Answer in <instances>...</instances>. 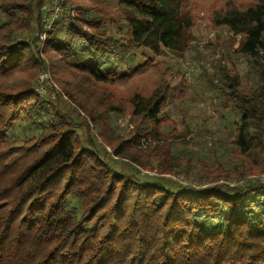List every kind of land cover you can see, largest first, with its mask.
<instances>
[{
    "label": "trees",
    "instance_id": "obj_1",
    "mask_svg": "<svg viewBox=\"0 0 264 264\" xmlns=\"http://www.w3.org/2000/svg\"><path fill=\"white\" fill-rule=\"evenodd\" d=\"M49 2L0 0V264H264V0H63L46 31ZM199 22L248 65V92L222 59L208 77L236 117L212 164L163 130L187 85L165 52Z\"/></svg>",
    "mask_w": 264,
    "mask_h": 264
},
{
    "label": "rangeland",
    "instance_id": "obj_2",
    "mask_svg": "<svg viewBox=\"0 0 264 264\" xmlns=\"http://www.w3.org/2000/svg\"><path fill=\"white\" fill-rule=\"evenodd\" d=\"M194 35L196 42L182 56H177L169 51L165 52L164 59L175 71H179L175 74V80H178L179 76L183 74L187 85L182 100H173L169 103L170 116L174 120V125L165 127L163 130L170 131L175 128L178 133H183L181 134L183 137L175 142L174 148H178L181 152L191 149L194 161L197 157H201L212 164L215 163L214 160L226 161L228 159L225 149L233 138L232 121L236 120V117L229 110L224 114L220 108L221 105L217 104L218 98L220 100L222 95L218 94L216 88L210 86L208 77L215 74L217 62L222 59L221 61L227 63L229 68L235 66L241 75L244 87L246 81L244 76L248 65L244 57L232 55L236 42H232L230 34L226 30L221 29L215 33L205 29L199 22L194 29ZM153 47H155V55L149 49H145L143 53L150 57H157L160 48H156V43H153ZM139 50L141 49L129 48V51L137 52L131 62L128 61V65L126 63L127 67L120 58L111 59L105 66L114 70L117 75L125 73L143 61ZM103 58L98 62L104 61ZM251 76L253 75L251 74ZM243 90L248 92V88L244 87ZM221 112L223 116H221ZM125 118H121L117 121V125L115 124L118 132H128V129L132 128L129 119L127 118L125 121ZM129 124L131 127L128 126ZM186 127L189 135L185 136L184 128ZM205 129L211 131L212 135L203 134Z\"/></svg>",
    "mask_w": 264,
    "mask_h": 264
},
{
    "label": "built area",
    "instance_id": "obj_3",
    "mask_svg": "<svg viewBox=\"0 0 264 264\" xmlns=\"http://www.w3.org/2000/svg\"><path fill=\"white\" fill-rule=\"evenodd\" d=\"M45 12L47 13L46 18H45V24H44V29L47 31L52 22L55 21L59 17H64L65 16V8L63 7V0H50L48 5L44 8ZM45 38V33L40 36V39L43 40ZM46 77H48V74L41 75L39 77V82H42ZM129 119L128 116L124 119L125 121ZM131 127V125H128ZM262 181L264 182V174L260 176Z\"/></svg>",
    "mask_w": 264,
    "mask_h": 264
}]
</instances>
